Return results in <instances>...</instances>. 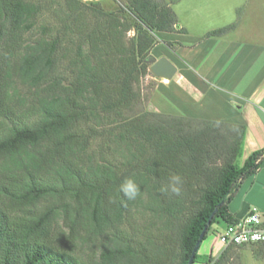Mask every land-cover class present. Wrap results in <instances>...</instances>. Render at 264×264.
<instances>
[{"label":"trees","instance_id":"1","mask_svg":"<svg viewBox=\"0 0 264 264\" xmlns=\"http://www.w3.org/2000/svg\"><path fill=\"white\" fill-rule=\"evenodd\" d=\"M178 1L130 0L120 12L106 14L97 4L64 0L55 33L43 27L42 35L29 38L38 6L0 0V264H188L205 227L202 242L214 224L239 219L228 204L241 180L264 161L262 149L237 164L245 125L201 119L170 94L182 105L181 115L155 101L158 112H139L147 59L152 52L161 55L155 48L161 34L177 31L171 5ZM168 114L172 125L153 120ZM182 119L197 127L187 123L185 130ZM100 136L108 137L116 153L124 146V162L88 151ZM173 174L196 197L194 212L181 228L178 251L151 239L148 250L119 228L133 203L119 185L133 176L155 192L161 210L175 216L178 203L158 200L160 194L171 196L160 188ZM233 247L238 246L224 247L217 258L197 251L192 264H220Z\"/></svg>","mask_w":264,"mask_h":264},{"label":"crops","instance_id":"2","mask_svg":"<svg viewBox=\"0 0 264 264\" xmlns=\"http://www.w3.org/2000/svg\"><path fill=\"white\" fill-rule=\"evenodd\" d=\"M174 13L177 31L161 34L156 48L159 57L165 56L177 68L173 79L164 84V92L201 119L244 124L242 166L253 152L264 149V0H189L188 26L178 11ZM223 28L227 31L220 37H207ZM171 114L181 115L180 110ZM251 176V185L259 184L264 192V161ZM252 208L247 203L242 210L230 212L241 218Z\"/></svg>","mask_w":264,"mask_h":264},{"label":"rangeland","instance_id":"3","mask_svg":"<svg viewBox=\"0 0 264 264\" xmlns=\"http://www.w3.org/2000/svg\"><path fill=\"white\" fill-rule=\"evenodd\" d=\"M38 6V13L34 17V27L28 32L27 36L29 38H34L39 35H42V28H49L47 34H54L53 29L58 28L60 22L63 19V12L65 11L64 0H30ZM82 3L86 4H97V8L106 13H115L120 12V9L124 7L126 3L130 0H80ZM166 3H170L171 0H164ZM189 0H182L175 6H172V9L178 11L182 22L187 25V8ZM120 16L125 15L120 13ZM126 16V15H125ZM127 18V17H126ZM188 26V25H187ZM45 34V36H48ZM134 31L131 30L127 33V38L133 36ZM165 36H163L164 38ZM161 37L157 39V45L162 41ZM31 40V39H29ZM77 39H74L73 42H77ZM77 44V43H76ZM157 45L155 48H157ZM63 46V42H62ZM75 48V46H74ZM84 51H86V46H84ZM155 52L150 53L151 56H155ZM149 65L150 62L147 61ZM57 72H63V60L57 65ZM149 71V70H148ZM168 81L157 78L153 76L150 72L145 77L141 78L139 83V90L141 95L144 97L143 102L139 105V112H158L159 110L155 107L153 102L159 104L164 110H179L176 104L171 101L170 96L166 92L159 91L160 86L167 84ZM171 114L168 116H163L161 119L155 118L156 122H165L167 125H172L174 123ZM183 128L186 130L189 127L188 124L196 126L197 124L194 121L188 122L186 119L181 120ZM180 122V123H181ZM91 125V123H90ZM94 126V125H91ZM101 132V126H97ZM89 152L95 154V156L108 158L114 164H120L124 162L123 156L127 154V150L124 146L119 148V151L115 152V146L109 141L108 137L100 136L95 140H91V145L89 147ZM120 153V154H119ZM237 164L241 165V160L237 161ZM252 176H249L245 182L242 184L240 192L233 196V200L230 203L229 211L232 213L235 210H242L244 205L252 204L260 212L259 214L264 219V192L262 187L259 184L251 185ZM140 185V184H139ZM141 194L136 200H133L130 205L128 212L123 214L121 222L119 223V228L124 233L131 235L137 241L141 243L148 244V239H151L156 245L164 244L169 250L178 251V238L180 231L186 219L194 212L192 200L196 197L193 192H185L182 189L180 196H174L171 193L166 198L163 194H160L158 197L159 204L161 203H171L176 205L177 214L171 216L170 210H161L159 205L153 202V197L142 185H140ZM187 193V197L184 195ZM61 225V221H59ZM227 224L223 221H220L217 224H214L211 227V230L207 234V238L201 243L198 250L199 254L207 253L213 258H217L224 250V247L219 243V236L225 231ZM101 239V237H100ZM83 251H86V248L83 247ZM152 248L148 244V250ZM198 264V263H195ZM220 264H264V247L260 246H238L228 249L220 262Z\"/></svg>","mask_w":264,"mask_h":264},{"label":"built area","instance_id":"4","mask_svg":"<svg viewBox=\"0 0 264 264\" xmlns=\"http://www.w3.org/2000/svg\"><path fill=\"white\" fill-rule=\"evenodd\" d=\"M264 219L252 208L237 221L228 224L218 240L223 247L250 246L264 243Z\"/></svg>","mask_w":264,"mask_h":264},{"label":"clouds","instance_id":"5","mask_svg":"<svg viewBox=\"0 0 264 264\" xmlns=\"http://www.w3.org/2000/svg\"><path fill=\"white\" fill-rule=\"evenodd\" d=\"M182 183V177L177 174H173L170 176L168 183L160 188V191L166 194L171 193L174 196H180ZM119 191L129 201L136 200L141 194L140 185L133 176L125 177L122 180L119 185Z\"/></svg>","mask_w":264,"mask_h":264},{"label":"water","instance_id":"6","mask_svg":"<svg viewBox=\"0 0 264 264\" xmlns=\"http://www.w3.org/2000/svg\"><path fill=\"white\" fill-rule=\"evenodd\" d=\"M147 61L151 63V65L149 67V72L157 78L170 81L173 79V77L177 73L176 66L165 56L155 58L154 56L150 55L149 58L147 59ZM211 217H212V215H211ZM208 223H209V220H208ZM205 232H206V227L204 228V230L200 234L199 239L197 240V242L194 246V249L192 251V254L190 256L188 264H192V261L194 259V255L196 254V252L200 248V245H201V242H202V239L204 237Z\"/></svg>","mask_w":264,"mask_h":264},{"label":"bare ground","instance_id":"7","mask_svg":"<svg viewBox=\"0 0 264 264\" xmlns=\"http://www.w3.org/2000/svg\"><path fill=\"white\" fill-rule=\"evenodd\" d=\"M164 81H166V80H164Z\"/></svg>","mask_w":264,"mask_h":264}]
</instances>
